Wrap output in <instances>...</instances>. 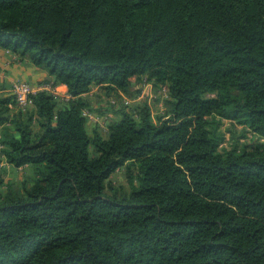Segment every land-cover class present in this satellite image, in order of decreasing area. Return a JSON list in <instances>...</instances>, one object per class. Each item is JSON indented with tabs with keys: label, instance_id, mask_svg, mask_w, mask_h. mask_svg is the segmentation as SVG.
<instances>
[{
	"label": "trees",
	"instance_id": "16d2710c",
	"mask_svg": "<svg viewBox=\"0 0 264 264\" xmlns=\"http://www.w3.org/2000/svg\"><path fill=\"white\" fill-rule=\"evenodd\" d=\"M0 45L71 94L33 95L37 130L0 95V162L36 173L0 193V264H264V143L221 152L217 122L264 137V0H0ZM143 79L169 111L121 105L90 133L82 94Z\"/></svg>",
	"mask_w": 264,
	"mask_h": 264
},
{
	"label": "rangeland",
	"instance_id": "374dc122",
	"mask_svg": "<svg viewBox=\"0 0 264 264\" xmlns=\"http://www.w3.org/2000/svg\"><path fill=\"white\" fill-rule=\"evenodd\" d=\"M23 59L24 66H27L26 64H31V62H29V60H27L26 58L23 57ZM22 68L27 69V67ZM38 68L36 69L40 71L43 70L42 67ZM39 81L43 80L41 79ZM137 87H139V89L144 92L142 94V99L150 105L152 115L155 119L158 115H164L169 111L171 103L169 92L165 85L150 83V81L148 83L143 79L137 83ZM102 91L103 95L97 92H94V94L92 95L93 103H96V106H94V108L100 106L101 109H103L102 107L105 106L108 111L112 112V110L115 109L109 101L111 97L110 94H112V92H109V94L105 89H102ZM102 103H104L103 106ZM217 122L219 132L221 133V142L219 145V150L221 152H225L235 148L238 150H241L243 148L251 149L254 145L264 143V137H261L244 123L238 122L235 119L220 117H217ZM126 163L127 162L118 167L110 175L109 180L120 191L127 193L131 189V182L129 180V177L133 179L134 182H136L138 168L134 164L128 167ZM0 177L3 178V183L0 185V193H5L9 188L13 191L21 192V190H23L26 185L29 186L33 183L36 177V173L34 169L30 167L15 168L11 165L6 164L0 167Z\"/></svg>",
	"mask_w": 264,
	"mask_h": 264
},
{
	"label": "crops",
	"instance_id": "0c3cea01",
	"mask_svg": "<svg viewBox=\"0 0 264 264\" xmlns=\"http://www.w3.org/2000/svg\"><path fill=\"white\" fill-rule=\"evenodd\" d=\"M0 55H1V58H0V95L6 94L5 89L9 86L11 81L15 79L26 80V81H29L33 85H37L38 83H41V82H50L52 83L55 91H57L59 94L58 103L61 105L64 104L63 102L64 95L68 92V88L65 83L54 82L53 75L49 74L48 71L43 67H42L43 70L41 71L37 70L36 68L40 66L35 65L32 62L31 64H26L27 66H24L23 57L18 52L13 51L10 48H6L0 45ZM22 67H27V69H23ZM41 79L43 81H39ZM147 82L149 83V81ZM102 89L106 90L103 84L93 83L90 89L84 92L82 96L88 101V106L85 112H86V117H87L86 124H87V128L89 132L92 133L94 130H97L103 136H106L108 123L114 119L119 118L120 116V114L116 110L117 108H119L121 105H125L127 106V109H128L130 107H134L136 104L145 102V100L142 99L143 97L142 94L144 93L143 91H140L139 93H136L135 95L131 96L121 90H118V91L111 90L110 92H112V94L108 92L111 96L109 101L111 105L113 106V108L115 109L112 110V112L108 111L107 108H105V106L102 107L103 109H101L100 106L96 107L97 108L96 109L94 108V106H96V103H93L92 95L94 94V92L102 94L103 92ZM103 105L104 103H102V106ZM19 111H22L23 113L31 112L32 114L31 125L34 130H37L39 127L38 126V114H37V111L34 105L31 104L27 106L26 108H21L12 102L9 103V110L7 114L10 118H13L15 115H18ZM4 124H7L8 126H12V122L10 121L9 122L6 121L2 124L0 123V130L2 129ZM6 164L11 165L12 167H15L11 163L7 162L5 158H3V160L0 162V167ZM24 167H30L34 169L33 165L31 166V164H28V163L22 166H19V168H24Z\"/></svg>",
	"mask_w": 264,
	"mask_h": 264
},
{
	"label": "built area",
	"instance_id": "2783aa9c",
	"mask_svg": "<svg viewBox=\"0 0 264 264\" xmlns=\"http://www.w3.org/2000/svg\"><path fill=\"white\" fill-rule=\"evenodd\" d=\"M43 89H50L52 93H54L55 95H59L50 82H41L37 85H33L29 81L19 79L11 81L9 86L5 89V92L13 96L15 101L14 104H16L18 107L26 108L33 103V95L37 91ZM70 97L71 94L69 92L64 95L65 99H68Z\"/></svg>",
	"mask_w": 264,
	"mask_h": 264
}]
</instances>
